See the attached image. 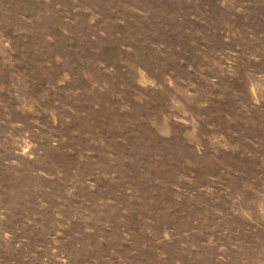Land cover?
Returning <instances> with one entry per match:
<instances>
[{
	"label": "rangeland",
	"instance_id": "1",
	"mask_svg": "<svg viewBox=\"0 0 264 264\" xmlns=\"http://www.w3.org/2000/svg\"><path fill=\"white\" fill-rule=\"evenodd\" d=\"M0 264H264V0H0Z\"/></svg>",
	"mask_w": 264,
	"mask_h": 264
}]
</instances>
